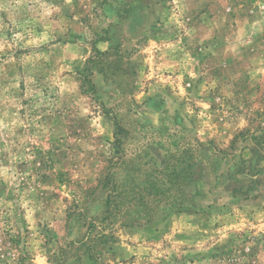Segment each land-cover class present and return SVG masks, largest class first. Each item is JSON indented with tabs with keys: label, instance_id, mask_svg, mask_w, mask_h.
<instances>
[{
	"label": "rangeland",
	"instance_id": "374dc122",
	"mask_svg": "<svg viewBox=\"0 0 264 264\" xmlns=\"http://www.w3.org/2000/svg\"><path fill=\"white\" fill-rule=\"evenodd\" d=\"M0 264H264V0H0Z\"/></svg>",
	"mask_w": 264,
	"mask_h": 264
}]
</instances>
